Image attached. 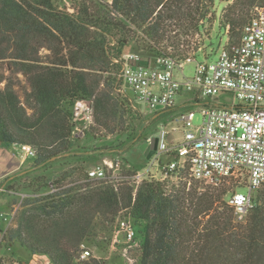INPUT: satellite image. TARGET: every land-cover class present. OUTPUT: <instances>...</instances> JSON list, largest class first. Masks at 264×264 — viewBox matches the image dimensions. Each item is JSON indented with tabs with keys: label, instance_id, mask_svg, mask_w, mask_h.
Segmentation results:
<instances>
[{
	"label": "trees",
	"instance_id": "obj_1",
	"mask_svg": "<svg viewBox=\"0 0 264 264\" xmlns=\"http://www.w3.org/2000/svg\"><path fill=\"white\" fill-rule=\"evenodd\" d=\"M214 1L76 0L61 9L53 0H0V69L9 72L0 74V142L27 144L37 151L33 168L10 181L8 188L40 170L89 154L74 148L71 140L75 100L93 99L96 115L116 116L118 104L110 88L121 65L115 60L136 38L148 57L172 47L177 49L174 57L186 60L190 50H179L180 36H201ZM229 1L234 2L221 26L229 27L239 42L251 16L238 18V6L264 0ZM140 30L142 37L137 36ZM165 43L166 49L161 46ZM200 47H192L195 55ZM43 50L48 54L41 56ZM19 74L30 88L25 103L16 91ZM102 79L106 87L99 89ZM150 119L154 121V115ZM67 165L71 167L57 182L59 191L26 202L23 207L37 206L24 210L10 237L31 255L45 256L51 264H105L93 255L81 260L83 247L88 249L94 236L95 220L108 229L123 214L130 215L138 236L143 235L139 264H264V191L245 221L238 222L226 202V189L198 182L188 188V175L178 188L145 180L135 192L132 170H123L129 181L89 182L82 170V177L65 183L70 171L76 173ZM35 230L44 236L43 244L23 236ZM67 238L73 239L76 253ZM0 264L8 263L0 257Z\"/></svg>",
	"mask_w": 264,
	"mask_h": 264
},
{
	"label": "built area",
	"instance_id": "obj_2",
	"mask_svg": "<svg viewBox=\"0 0 264 264\" xmlns=\"http://www.w3.org/2000/svg\"><path fill=\"white\" fill-rule=\"evenodd\" d=\"M228 33L229 27L226 28ZM196 56L189 55L181 61L170 52L148 57L128 51L115 60L121 65V80L135 100L145 104L152 115L157 109H175L178 99L184 98V108L178 117L182 139L172 138L179 128L169 129L164 125L159 126L154 135L142 138L141 143L148 144L154 137L158 139L157 150L150 159L152 166L158 168V174H152L150 169L144 173L135 171L130 182L136 192L145 180L180 183L188 175V188L192 182L221 188L242 176L247 192L232 191L226 202L233 209L236 220L243 222L255 206L253 193L264 186V5L253 9L238 44L221 49L217 61H198ZM186 63L194 64L190 77L184 74ZM178 70L180 79L175 77ZM235 100L242 102L244 107H236ZM195 110H199L203 118L197 127L193 123ZM94 113L93 99L75 100L73 142L85 137L94 123ZM20 148L26 158L37 159V151L32 146L26 144ZM121 165V160L117 159L92 166L85 171L87 181L117 183L120 178L116 172ZM8 185L1 186L0 193L7 192ZM48 190L53 194L59 188L49 181ZM14 217L15 212L0 211L2 222H10ZM112 233L113 246L122 238L127 255L141 249L130 215H118ZM90 257L91 252L83 247L81 260Z\"/></svg>",
	"mask_w": 264,
	"mask_h": 264
},
{
	"label": "rangeland",
	"instance_id": "obj_3",
	"mask_svg": "<svg viewBox=\"0 0 264 264\" xmlns=\"http://www.w3.org/2000/svg\"><path fill=\"white\" fill-rule=\"evenodd\" d=\"M75 1L76 0H53V2L61 9L70 8L72 3ZM106 1L109 3L112 2V0ZM233 2L234 1L229 0H215L213 9L208 15L210 21L204 23L201 36L197 35L194 37L190 34H183L180 36L181 47L179 50H190L189 55H193L194 53L192 47H195L196 44H199L201 47L199 48L196 56L197 60L215 62L218 59L221 49H223L226 45L237 44L239 37L230 33L226 34V30L221 26L223 17L226 15L227 8ZM261 5H264V2L255 1L254 3L247 4L246 6L239 5L236 16H238V18L243 17L247 19L251 16L253 9L256 6ZM137 36H144L142 34V30L138 32ZM161 46L166 49L168 45L165 43ZM126 50L131 52H140L147 55L143 51V44H139L137 42V38L126 48ZM176 50H174L172 47H168L167 49V51L172 55H175ZM46 54H48L47 51L43 50L41 52V56ZM193 71L194 64L186 63L184 65L185 76L190 77ZM1 73L6 76L9 75V72H7V70L4 68L0 69V74ZM114 76H116V82L113 87L111 86L110 89L111 96L118 104L119 113L116 116L112 115L108 118L107 116L100 114L96 115L95 110L94 123L90 130L87 131L84 138L74 141V148L80 147L79 150L81 152H88L89 154L84 155V157H79L71 162L57 163L48 168L47 171L40 170L37 173H34L29 177L23 178L17 183H14L10 188L7 187V192L0 193L6 197L3 207L0 210L9 214L11 212H15V217L13 220L10 222H2L3 240L1 248L4 254L0 257L4 258L8 264H13L15 261L21 263L23 260H27L31 256V253L22 248L16 240H10V237L13 236V234L19 228V222L24 210L32 209L37 206L36 203L30 204L27 207H23V205L26 202L40 200L47 195H50L48 188L44 187V183L53 181L58 187L57 182H59L63 172L69 170L71 167L67 164H72V167L75 168L76 173L71 174L70 171L68 174L69 178L65 183L70 182L75 178L82 177V174L80 173L82 170H86L98 164H103L105 160L115 161L117 159H120L122 163L120 169L116 172L120 178L118 182L129 181V178L126 179L127 177L123 173V170L125 169L141 173H144L146 170L150 169L152 174H158V168L156 166H152V161L147 160L144 155H141L139 151L138 146L142 142L139 138L140 135L142 138V136L145 137L149 134H153L161 125L171 128L175 126L179 129L174 132L175 134H173V138L176 140L182 139L183 134L180 129L181 124L178 121V117L181 112L175 110L170 118H168V113H163L159 118L151 121L150 118L152 117V114L145 104L139 103L135 100L130 89L121 80L120 72L115 70ZM175 77L177 79L182 77L179 70L175 72ZM16 78L20 83V85L16 86V91L20 95L22 102L25 103V94L30 92L29 85L21 74L17 75ZM105 87L106 85L104 79H102L99 89H104ZM234 105L239 107L243 106L244 104L238 100H235ZM161 111L163 110L157 109V113H160ZM202 122L203 118L201 113L199 110H195V120L193 122L194 126H200ZM137 138L140 139V141L135 143ZM30 160L33 162L30 168H33L37 159ZM127 160L129 164L125 163ZM110 172L111 171L109 170V173ZM178 184L179 183H169L170 186H174L175 188H178ZM201 186L207 185L201 184ZM221 188L227 190V195L225 198H227V196L232 191H236L237 189H241L240 192L242 193L247 192L245 188V179L242 176H240L238 179L234 178L230 180L229 183ZM262 191H264V186L253 193L254 203L259 201V193ZM114 222L115 221H113L112 225H114ZM93 230L94 236H92L89 242H87V247L94 258L104 262L105 264H139L142 254L141 249L133 250L131 254L127 255L124 252L126 245L124 244V240L122 238H119V242L113 246L112 226L106 229L102 226V222L100 220H95ZM23 236L29 238L33 242L40 244L44 243V236L38 230L23 233ZM139 239L140 242H142L143 235H140ZM65 242L67 243L68 247L71 248L75 245L73 243V239L70 238H67ZM72 250L75 251L74 248H72Z\"/></svg>",
	"mask_w": 264,
	"mask_h": 264
},
{
	"label": "crops",
	"instance_id": "obj_4",
	"mask_svg": "<svg viewBox=\"0 0 264 264\" xmlns=\"http://www.w3.org/2000/svg\"><path fill=\"white\" fill-rule=\"evenodd\" d=\"M183 99H184L183 97H180L178 99V106L175 109L163 110L160 113L156 112L155 114H153L154 119L159 118L161 114L163 113H168L169 115L168 118H170L175 112V110H178L179 112H181L184 108ZM240 107H244V106H240ZM168 128H171V127H168ZM154 134L155 133L149 134V135H154ZM173 134H172V138H173ZM141 155L143 154L141 153ZM32 163H33L32 160L26 158L25 154L22 152L20 148V145H16V144L7 145V144L1 143L0 144V187L8 185L9 182L12 181L14 178L24 175L30 169V166L32 165ZM125 163L129 164L128 160L125 161ZM5 200H6V197L3 194H0V209L3 207ZM2 231H3V226H2V221L0 219V256L4 254L1 248L2 240H3ZM38 263L39 264H51L50 260L47 257L40 256V255H31L27 260L25 259L21 263H19L18 261H15L13 264H38Z\"/></svg>",
	"mask_w": 264,
	"mask_h": 264
},
{
	"label": "water",
	"instance_id": "obj_5",
	"mask_svg": "<svg viewBox=\"0 0 264 264\" xmlns=\"http://www.w3.org/2000/svg\"><path fill=\"white\" fill-rule=\"evenodd\" d=\"M157 146H158V139L154 137L150 144L144 142V143H141L138 146V148H139V151L144 155V157L147 160H150L152 156L155 154L157 150Z\"/></svg>",
	"mask_w": 264,
	"mask_h": 264
}]
</instances>
